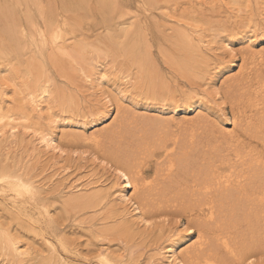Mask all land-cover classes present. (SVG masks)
Returning a JSON list of instances; mask_svg holds the SVG:
<instances>
[{
    "label": "bare ground",
    "instance_id": "6f19581e",
    "mask_svg": "<svg viewBox=\"0 0 264 264\" xmlns=\"http://www.w3.org/2000/svg\"><path fill=\"white\" fill-rule=\"evenodd\" d=\"M230 1L0 0V264H261L264 0Z\"/></svg>",
    "mask_w": 264,
    "mask_h": 264
},
{
    "label": "rangeland",
    "instance_id": "374dc122",
    "mask_svg": "<svg viewBox=\"0 0 264 264\" xmlns=\"http://www.w3.org/2000/svg\"><path fill=\"white\" fill-rule=\"evenodd\" d=\"M182 1H185L184 2V4L187 6V5H194V8L196 9V10H198V11H203V14L204 15H208L209 17H206V21H208L209 20V18H211L212 20H217V19H220L221 18V20H224V18H226V17H228L229 18V16L231 15L230 13H232V11L231 10H229V9H231V7L233 6H230L229 5V3H228V1H230V0H191V1H186V0H182ZM240 1V0H239ZM207 2V3H206ZM232 1H230V3H231ZM197 6H196V5ZM231 4H234L233 2L231 3ZM190 7V6H189ZM198 8V9H197ZM233 8V7H232ZM176 10H178V12H182V10H181V8L179 9V8H176ZM181 10V11H180ZM206 13V14H205ZM232 14H235L234 16H232L231 18H234V17H236V13H232ZM180 15H182V14H179L178 16H180ZM262 16V15H261ZM179 18V17H178ZM184 19V18H183ZM210 19V20H211ZM240 21H241V18H239V24H241L240 23ZM171 23H173V21H170ZM203 22V23H202ZM205 21H201L199 24L203 27V28H205V27H207V24H205L204 23ZM248 22V21H247ZM233 22H230V24H232ZM245 25V22H243V24L241 25V26H244ZM245 27L246 26H244L243 28H244V30H246L247 28L249 29V27H246V29H245ZM242 28V29H243ZM254 29V28H253ZM206 30V29H205ZM252 31V30H251ZM250 31V32H251ZM256 33V32H255ZM255 33H251V34H254V37L257 35V34H255ZM264 34H261L257 39H256V43L255 42H253L251 45L254 47V48H256V50L257 49H264L263 48V46H264ZM262 37V40L260 39ZM86 40V42H87V44H92V43H94L95 41H94V37H88V38H86L85 39ZM89 42V43H88ZM239 42H241V43H239ZM233 45L235 46V48H236V52L234 53V60H235V65H233V67L231 68V71L230 72H232V73H236L237 71H238V67L240 66V64H241V62H242V53H241V50H244V49H246V47H247V45L248 44H246V42L245 43H243L242 41H235L234 43H233ZM206 49V48H205ZM227 58H228V56H227ZM233 70V71H232ZM227 74V73H226ZM226 74H224V75H222V76H218L217 77V83L219 84V85H221V82H222V79H223V77L226 75ZM186 81V80H185ZM201 82V81H200ZM109 84L110 85H112L113 84V81L112 80H110L109 81ZM186 86V88L188 89V90H191V89H194V90H196L197 91V93H201L202 95L204 94H207V93H209V89H210V85H207V86H203L202 84H200V85H195L194 84V87H191L190 86V84H189V82L187 81V85H185ZM88 87V86H87ZM89 89V87L87 88V90ZM206 96V95H205ZM208 96H210V95H208ZM219 98H217L219 101L218 102H214V101H212L211 100V102H212V105H211V109H208V110H205L204 109V112H205V114H206V116H207V119H212V120H217L216 119V117H214V115L215 116H218V113H220V114H222V112H224V110L228 107V101L229 100H226L224 97H220V96H218ZM222 108H225L224 110H221L220 111V109H222ZM113 109H115L114 107H113ZM199 114V113H198ZM194 115V113L193 114H191L190 113V115H188V116H190V117H192ZM230 116V115H229ZM229 116H227V117H225V118H228ZM229 122H231V121H229V120H227L226 122H225V127H229V128H232L233 129V125L231 124V123H229ZM19 136H21V135H19ZM24 136H26V138H24V140H23V142L25 143V145L26 146H28L29 144L28 143H26V141H30V135L28 134V133H25L24 134ZM94 158L95 157H93V156H91V158H90V162L88 161V163H89V168H91L90 170H93V172H96V170L99 172V174H102V179H104V180H106V178H109L112 174L109 172V171H107L104 167L105 166H98L97 164H95L94 162H95V160H94ZM64 162V161H63ZM65 163V162H64ZM63 163V164H64ZM55 164H57V162L55 163ZM96 165V166H95ZM55 166H57V165H55ZM53 168H54V165H53ZM52 168V169H53ZM95 168H97V169H95ZM100 169V170H99ZM80 171V170H79ZM101 171V172H100ZM105 171H107V172H105ZM83 172V171H82ZM105 172V173H104ZM110 173V174H109ZM83 176H85V175H83ZM164 218H166L165 216H161L160 218H158L157 220H159V219H164ZM171 217L170 216H168V220H165V222L166 221H169V222H167V226L165 227L164 226V231H162V232H160V233H162L163 235H164V237H163V244L165 243V245H167L168 243H169V240H172V239H176V235H178L179 233L178 232H181L180 231V229H181V225H179L178 226V224L177 225H174V223H175V221L173 222V220H171ZM179 220H180V218H179ZM170 222H173V224L172 223H170ZM168 224H170V225H168ZM180 224V223H179ZM174 225V226H173ZM160 226L161 225H159L158 227H157V231L160 229ZM170 226V227H169ZM173 228H174V231H173ZM180 228V229H179ZM173 231V232H172ZM178 231V232H177ZM167 232V233H166ZM169 232V233H168ZM157 233H159V232H154V234H155V241L158 239V237H157ZM171 234V235H170ZM174 237V238H173ZM162 239V238H161ZM185 239L183 240V243H185ZM98 242V241H97ZM167 246H169V244L167 245ZM180 247V246H179Z\"/></svg>",
    "mask_w": 264,
    "mask_h": 264
},
{
    "label": "snow or ice",
    "instance_id": "6c2138e0",
    "mask_svg": "<svg viewBox=\"0 0 264 264\" xmlns=\"http://www.w3.org/2000/svg\"><path fill=\"white\" fill-rule=\"evenodd\" d=\"M121 176H123V173L120 174ZM151 223V222H149ZM177 223H179V221H177ZM248 264H256V261L255 260H250L248 262ZM261 264H264V258H261Z\"/></svg>",
    "mask_w": 264,
    "mask_h": 264
}]
</instances>
